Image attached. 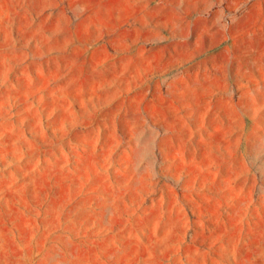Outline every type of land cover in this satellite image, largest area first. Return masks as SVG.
I'll list each match as a JSON object with an SVG mask.
<instances>
[{
	"label": "rangeland",
	"instance_id": "1",
	"mask_svg": "<svg viewBox=\"0 0 264 264\" xmlns=\"http://www.w3.org/2000/svg\"><path fill=\"white\" fill-rule=\"evenodd\" d=\"M0 264H264V0H0Z\"/></svg>",
	"mask_w": 264,
	"mask_h": 264
}]
</instances>
